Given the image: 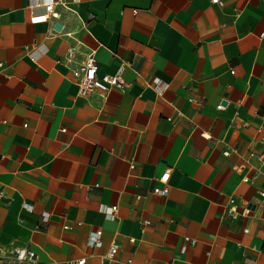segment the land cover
<instances>
[{"label": "crops", "instance_id": "obj_1", "mask_svg": "<svg viewBox=\"0 0 264 264\" xmlns=\"http://www.w3.org/2000/svg\"><path fill=\"white\" fill-rule=\"evenodd\" d=\"M41 1L0 0L2 246L42 264H264V0H80L34 23ZM90 52L122 90L79 95Z\"/></svg>", "mask_w": 264, "mask_h": 264}, {"label": "built area", "instance_id": "obj_2", "mask_svg": "<svg viewBox=\"0 0 264 264\" xmlns=\"http://www.w3.org/2000/svg\"><path fill=\"white\" fill-rule=\"evenodd\" d=\"M80 0H42L41 5L44 8V14L39 17H33L34 23H46L50 20H57L60 17L58 8L63 10L71 11L69 8L70 4H78ZM211 4L222 6L220 0H211ZM93 18V17H91ZM87 25H84L86 28ZM67 36L70 37L68 34ZM77 44H80L77 42ZM75 54V48L71 47L66 52L65 63L67 65L73 62ZM128 63H121L120 71L127 67ZM119 71V72H120ZM74 81L78 87L79 95L86 97L91 93L107 94L113 89L122 90L124 88V81L121 79L119 73L116 74H100L98 71V65L95 59V53L90 52L86 54L76 68L71 70ZM218 110L223 109L222 104L217 106ZM225 156L228 152L224 153ZM169 178V172L164 173L158 181L162 184V187H154L152 192L166 196L169 192L167 187V181ZM246 182V180H245ZM261 203L264 204V192L260 194ZM101 211L107 215V217L113 219L117 212V207L113 206L110 208H101ZM47 217V216H45ZM247 232V231H245ZM101 231L92 233L89 237L88 244L91 247H100ZM187 242L188 239H185ZM117 247L112 245L104 257V261H113L117 254ZM131 262L128 261V264ZM0 264H42L36 255V253L27 247L15 246L10 243L9 246L3 247L0 243ZM70 264H85V259L82 258L78 261H74Z\"/></svg>", "mask_w": 264, "mask_h": 264}, {"label": "water", "instance_id": "obj_3", "mask_svg": "<svg viewBox=\"0 0 264 264\" xmlns=\"http://www.w3.org/2000/svg\"><path fill=\"white\" fill-rule=\"evenodd\" d=\"M56 29H58V30H59V29H60V26L58 25V26L56 27Z\"/></svg>", "mask_w": 264, "mask_h": 264}]
</instances>
